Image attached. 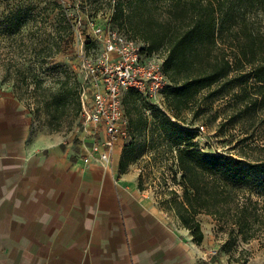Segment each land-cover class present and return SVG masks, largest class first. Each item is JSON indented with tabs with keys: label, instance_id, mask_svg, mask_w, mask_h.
<instances>
[{
	"label": "rangeland",
	"instance_id": "rangeland-1",
	"mask_svg": "<svg viewBox=\"0 0 264 264\" xmlns=\"http://www.w3.org/2000/svg\"><path fill=\"white\" fill-rule=\"evenodd\" d=\"M131 3L133 0H0V90L11 91L25 107L32 128L73 142V150L82 137L103 140L102 127L83 123L82 100L89 105L93 93V76L83 63L89 62L97 73L100 70L103 44L94 34V26L113 29L143 47L127 19L113 14L117 5L128 10ZM148 7L146 14L163 18L164 0L150 1ZM260 22L259 15L250 17L253 27H260ZM252 83L248 78L250 91ZM74 84L76 89L70 92ZM240 90L238 85L229 87L220 81L198 95L193 105L199 110L196 117L185 110L176 122L190 130L192 142L201 150L245 160L264 159V105L245 104L235 95ZM162 109L166 110L164 105ZM154 114L150 111L144 133L133 136L127 132L121 153L123 148L132 152L136 158L129 165L141 170V188H151L165 213L174 214L162 201L170 197V190L178 197L182 193L175 165L176 136H171L170 129L161 131L160 119ZM201 125L203 130H199ZM253 198L258 199V212L264 218V192L254 193ZM197 218L203 237L211 243L206 251L214 249V256H223L227 264H264V230L247 241L240 237L234 241L226 225L214 216L201 213Z\"/></svg>",
	"mask_w": 264,
	"mask_h": 264
},
{
	"label": "crops",
	"instance_id": "crops-1",
	"mask_svg": "<svg viewBox=\"0 0 264 264\" xmlns=\"http://www.w3.org/2000/svg\"><path fill=\"white\" fill-rule=\"evenodd\" d=\"M82 138L73 150L35 130L13 93L0 90V264H227L205 257L208 239L194 242L139 187L138 167L119 171L123 139L84 163V139L97 140Z\"/></svg>",
	"mask_w": 264,
	"mask_h": 264
},
{
	"label": "trees",
	"instance_id": "trees-1",
	"mask_svg": "<svg viewBox=\"0 0 264 264\" xmlns=\"http://www.w3.org/2000/svg\"><path fill=\"white\" fill-rule=\"evenodd\" d=\"M150 1L133 0L128 10L117 5L113 14L127 19L133 36L143 43V52L162 51L166 110L128 88L122 97L126 130L133 136L144 133L148 124L145 110L149 109L160 119L158 128L170 129L171 136H176L175 165L182 193L178 197L170 190V197L162 202L194 242L203 240L197 218L201 213L224 223L230 239L247 241L264 230L258 199L253 198L254 193L264 192V159L245 160L201 150L192 142L190 130L176 121L185 110L196 117L199 110L193 105L198 95L220 81L229 87L240 86L235 95L245 104L264 105V0H164L163 18L146 14ZM253 14L261 17L258 28L250 24ZM248 78L253 79V91L246 88ZM75 89L74 84L70 92ZM131 155L123 148L120 172L136 158Z\"/></svg>",
	"mask_w": 264,
	"mask_h": 264
},
{
	"label": "built area",
	"instance_id": "built-area-1",
	"mask_svg": "<svg viewBox=\"0 0 264 264\" xmlns=\"http://www.w3.org/2000/svg\"><path fill=\"white\" fill-rule=\"evenodd\" d=\"M93 31L103 44L100 70L97 73V68L89 62L83 63V68L93 76V93L89 105L82 100L81 114L84 125L102 127L104 138L84 147V163L101 148L111 152L116 142L127 135L122 104L126 89L136 90L150 104L162 109L163 90L167 84L162 66L163 53L144 54L135 41L110 28L94 26ZM83 96L84 93L82 99ZM145 113L149 115L150 110ZM203 129L199 126V130ZM215 254L216 251L211 249L205 257Z\"/></svg>",
	"mask_w": 264,
	"mask_h": 264
}]
</instances>
